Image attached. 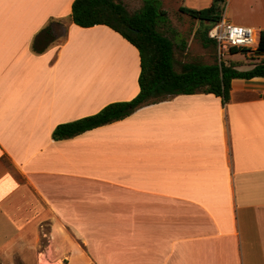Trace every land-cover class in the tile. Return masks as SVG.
<instances>
[{
    "label": "crops",
    "instance_id": "obj_1",
    "mask_svg": "<svg viewBox=\"0 0 264 264\" xmlns=\"http://www.w3.org/2000/svg\"><path fill=\"white\" fill-rule=\"evenodd\" d=\"M72 1L0 0V264H264V77L53 139L139 90L138 50ZM222 3L264 29V0Z\"/></svg>",
    "mask_w": 264,
    "mask_h": 264
},
{
    "label": "trees",
    "instance_id": "obj_2",
    "mask_svg": "<svg viewBox=\"0 0 264 264\" xmlns=\"http://www.w3.org/2000/svg\"><path fill=\"white\" fill-rule=\"evenodd\" d=\"M157 0H144L143 5L128 12L124 5L115 0H73L71 20L80 27L106 25L131 43L139 54L138 93L130 100L111 102L99 111L76 120L58 124L52 131L53 139H65L84 131L123 119L136 109L151 103L182 94L212 93L227 102L231 80L264 77V29L258 33V42L253 54L257 60L249 68L241 69L236 61L205 63L192 60L182 62L180 70L174 69L173 41L160 29L166 21V11L156 4ZM223 0H212L202 9L180 10L199 25L200 41L216 49L215 42L207 32L211 25L222 17ZM54 36L50 26L41 29L33 38L32 49L42 52ZM184 47V43H182ZM249 49H231V54H247Z\"/></svg>",
    "mask_w": 264,
    "mask_h": 264
},
{
    "label": "rangeland",
    "instance_id": "obj_3",
    "mask_svg": "<svg viewBox=\"0 0 264 264\" xmlns=\"http://www.w3.org/2000/svg\"><path fill=\"white\" fill-rule=\"evenodd\" d=\"M124 5L128 12H133L143 5L144 0H115ZM206 0H157L156 4L166 11V21L159 24V29L173 41L174 49V69L180 70L182 62L197 60L205 63L218 62L216 53L212 46L204 45L200 41L199 37V23L190 18L187 14L183 13L180 8L186 9H200L204 8L203 4ZM222 15L228 18H232L237 21L245 20L249 21L259 20L263 17H255L243 10V6H231L222 3L221 5ZM228 17V18H227ZM230 21V20H229ZM236 21L233 23L237 24ZM232 22V21H231ZM242 25V24H240ZM61 30V29H60ZM184 43V47H182ZM247 58L244 65L252 63V54H244ZM240 55H236L233 58H238ZM226 62H230L229 56L225 59ZM240 61L238 63H241Z\"/></svg>",
    "mask_w": 264,
    "mask_h": 264
},
{
    "label": "built area",
    "instance_id": "obj_4",
    "mask_svg": "<svg viewBox=\"0 0 264 264\" xmlns=\"http://www.w3.org/2000/svg\"><path fill=\"white\" fill-rule=\"evenodd\" d=\"M207 35L216 44L218 64H227L225 59L231 55V49H249L253 52L258 42L257 30L248 25L230 22L224 15L209 28ZM229 63V62H228Z\"/></svg>",
    "mask_w": 264,
    "mask_h": 264
}]
</instances>
